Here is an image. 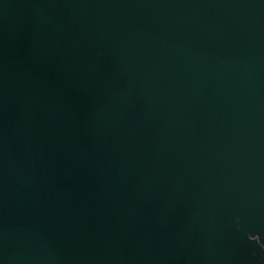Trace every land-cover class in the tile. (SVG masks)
Wrapping results in <instances>:
<instances>
[{"label": "water", "instance_id": "95a60500", "mask_svg": "<svg viewBox=\"0 0 264 264\" xmlns=\"http://www.w3.org/2000/svg\"><path fill=\"white\" fill-rule=\"evenodd\" d=\"M0 264H264V0H0Z\"/></svg>", "mask_w": 264, "mask_h": 264}]
</instances>
